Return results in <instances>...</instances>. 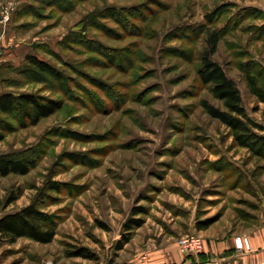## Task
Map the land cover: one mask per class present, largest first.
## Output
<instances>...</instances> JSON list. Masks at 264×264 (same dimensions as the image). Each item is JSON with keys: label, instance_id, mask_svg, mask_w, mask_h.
I'll list each match as a JSON object with an SVG mask.
<instances>
[{"label": "rangeland", "instance_id": "rangeland-1", "mask_svg": "<svg viewBox=\"0 0 264 264\" xmlns=\"http://www.w3.org/2000/svg\"><path fill=\"white\" fill-rule=\"evenodd\" d=\"M1 5L13 8L9 23L0 21V93L39 92L65 107L0 141V153L39 159L26 176L0 178V218L37 197L58 222L50 244L21 238L1 246L0 264L143 263L156 251H178L186 235L215 245L264 239V160L210 117L202 101L224 105L199 79L200 26L226 28L214 59L264 127V102L248 82L255 77L264 88V0ZM74 32L75 43L62 42ZM27 54L52 63L65 81L24 71ZM54 183L61 192L50 189ZM10 193L18 197L7 206ZM139 207L146 212L133 216ZM133 217L143 224L122 246ZM207 220L213 223L200 231ZM81 248L94 259L70 255Z\"/></svg>", "mask_w": 264, "mask_h": 264}, {"label": "trees", "instance_id": "trees-1", "mask_svg": "<svg viewBox=\"0 0 264 264\" xmlns=\"http://www.w3.org/2000/svg\"><path fill=\"white\" fill-rule=\"evenodd\" d=\"M199 30L206 34L205 48L201 54L199 79L204 86L210 88L211 93L218 100L223 102L224 109L216 107L207 100L202 101L201 104L210 117L218 120L229 130L237 146L246 149L253 158L264 160V127L251 119L244 106L237 83L214 59L223 37L227 34L226 28L200 26ZM79 34L80 32L68 34L62 42L75 43ZM24 64L27 67L24 71L33 70L59 81L66 79L63 71L37 55H25ZM248 82L250 89L261 102H264V88L259 86L257 79L250 77ZM64 107L63 99H55L39 92L4 91L0 93V141H4L7 134L18 129L24 130L39 125L43 120L61 112ZM38 162L39 159L35 157H16L13 154L0 153V178H7L11 175L26 176L37 167ZM50 189L61 192L57 183L51 185ZM17 197L18 195L10 193L6 201L7 206H10ZM44 202L43 199L36 197L29 205L0 218V247L6 244L13 245L21 238L41 244H50L55 240L58 234V222L53 214L44 211L42 206ZM144 212L146 210L139 207L133 210L132 215L137 216ZM212 223V220L199 222L198 229L207 230ZM142 224V219L134 217L124 224V230L128 235L124 236L122 246L131 241L132 230ZM70 255L85 259L95 257L93 253L84 248L71 251Z\"/></svg>", "mask_w": 264, "mask_h": 264}, {"label": "crops", "instance_id": "crops-1", "mask_svg": "<svg viewBox=\"0 0 264 264\" xmlns=\"http://www.w3.org/2000/svg\"><path fill=\"white\" fill-rule=\"evenodd\" d=\"M252 251L238 253L235 248V240L228 239L217 245L206 242L205 250L200 256L188 257L181 253L178 248L166 251H156V258L150 257L149 262L129 263V264H264V239L250 240ZM147 260V259H146Z\"/></svg>", "mask_w": 264, "mask_h": 264}, {"label": "built area", "instance_id": "built-area-1", "mask_svg": "<svg viewBox=\"0 0 264 264\" xmlns=\"http://www.w3.org/2000/svg\"><path fill=\"white\" fill-rule=\"evenodd\" d=\"M15 1V0H14ZM13 6V4H11ZM10 7V10L8 11L9 7H6L4 5L0 6L1 10V17L0 21L1 24L6 25L9 23L11 19L10 11L13 7ZM179 250L184 255L191 257V256H197L200 253L204 252L206 242L205 240L197 235H186L182 237L179 240ZM235 248L238 253H247L252 251V245L250 240L247 237H237L235 238Z\"/></svg>", "mask_w": 264, "mask_h": 264}]
</instances>
